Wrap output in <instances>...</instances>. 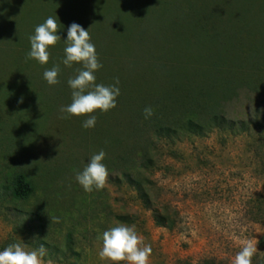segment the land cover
Wrapping results in <instances>:
<instances>
[{"label":"rangeland","instance_id":"374dc122","mask_svg":"<svg viewBox=\"0 0 264 264\" xmlns=\"http://www.w3.org/2000/svg\"><path fill=\"white\" fill-rule=\"evenodd\" d=\"M168 1L0 0V246L22 243L31 251L43 245V264H108L98 255L102 234L126 224L151 246L149 264H234L248 242L256 248L252 264H264V0H173L174 8L166 10ZM208 6H217L223 21L214 23L213 31L207 26L210 33L222 41L228 34L248 36L245 46L223 48L226 62L210 55L207 44L189 47L176 41L179 35H205L195 26L199 15L189 11ZM201 12L206 24L207 12ZM49 16L60 21L62 39L50 47L48 64L41 65L27 58L30 36ZM73 22L89 29L96 41L103 65L96 83L119 80L117 106L93 113L97 124L90 129L82 126L87 116L60 111L72 101L68 80L82 68L62 63L63 39ZM139 36L159 38L150 47L152 56L161 64L169 58L177 69L165 70L157 61L132 64ZM247 49L257 52L246 59ZM213 63L226 70L236 67V77L210 69ZM54 64L61 67V82L49 85L43 73ZM163 96H178L180 104L199 102L202 120L218 111L234 120L235 128L166 141L148 136L136 128L134 115L140 111L145 118L144 109L151 107L155 116L148 119L155 118ZM158 110L165 119L181 114L169 105ZM147 136L159 149L156 168L148 173L151 194L156 207H171L177 219L173 229L159 225L137 189L113 170L114 160L136 141L142 147ZM101 150L107 153V187L86 192L76 173ZM19 173L36 188L26 201L10 195L9 185Z\"/></svg>","mask_w":264,"mask_h":264},{"label":"clouds","instance_id":"9594fccd","mask_svg":"<svg viewBox=\"0 0 264 264\" xmlns=\"http://www.w3.org/2000/svg\"><path fill=\"white\" fill-rule=\"evenodd\" d=\"M60 23V21H59ZM56 17L49 16L43 23L35 27L34 34L30 36L31 50L27 58L38 61L41 65L48 64L51 56L50 47H54L61 39L58 34L60 27ZM62 63L65 67L81 64L82 68L68 80L72 89V101L63 106L60 111L68 116H82L87 118L82 126L85 129L94 128L97 124V110L108 112L117 106L120 88L119 80L112 85L96 83L98 72L102 67L96 46L92 42L88 30L73 22L67 29V37ZM61 67L54 64L52 68L43 73L49 85H57L61 81L59 76ZM19 103H23L21 97ZM154 115L153 109H144L145 119ZM107 153L101 150L90 157L83 171L76 173L75 179L86 192L100 191L107 187L109 169L104 163ZM46 248L41 245L38 250H28L22 243L10 244L0 251V264H43ZM256 248L251 242L245 244L236 255L234 264H252V257ZM152 249L145 245L143 237L136 227L118 224L104 231L102 234V247L99 250L101 261L108 264H149Z\"/></svg>","mask_w":264,"mask_h":264},{"label":"trees","instance_id":"16d2710c","mask_svg":"<svg viewBox=\"0 0 264 264\" xmlns=\"http://www.w3.org/2000/svg\"><path fill=\"white\" fill-rule=\"evenodd\" d=\"M170 2H165L163 4V8L168 10V8L173 7V4ZM249 5V3H248ZM207 9V10H206ZM204 10V8L198 7L195 9H190V13L196 14L197 18L199 15V22L195 24L201 29H204L205 35L200 36L199 34H191V35H179L176 37V41H184L186 45L192 47V45H206L208 47V53L216 57V59L222 60L226 62L227 60L224 58L223 48L231 43H236L240 47L245 46L247 39L246 37L228 34V36L222 38L217 35V33H210L213 31V24L216 22L223 23L222 18L218 12V7L208 6ZM181 9L177 8V12ZM184 11V10H183ZM201 11H205L206 18H209V22L201 23L205 17H201ZM187 12V11H185ZM168 15V14H167ZM219 20V21H218ZM165 27L166 23H162ZM171 25V23L169 24ZM212 27L211 31H209L206 27ZM151 39V37H149ZM92 42L94 41V37H91ZM159 38L153 37L154 41L149 39H144L143 36H139L137 41L134 42V46L136 49L135 56L131 62L134 65H145V64H155L158 62L159 66L165 70L172 69L176 70L178 65L169 62V58L164 57L166 62H161V59L155 58L152 56L150 51L151 45L155 44ZM206 41V42H205ZM93 43H96L93 42ZM251 49H247L246 53H244L245 58H249L250 56L257 51L251 53ZM153 53V52H152ZM254 55V54H253ZM253 57V56H252ZM243 58V57H242ZM155 60V62L153 61ZM172 61V60H171ZM161 64V65H160ZM225 68V67H224ZM221 68L216 63L211 65L210 69L216 70L220 75L226 73L231 79L236 77L235 73H237L236 67H230L229 69ZM221 72V73H220ZM221 77V76H220ZM192 77L188 76V80L192 82ZM200 89V88H199ZM211 89V88H210ZM210 89L208 92H210ZM201 88L199 91L200 94H205V91ZM187 96V95H184ZM186 100V99H185ZM182 100L178 96H163V98L157 103V115L153 119H145L142 116V112L137 111L134 115L136 119L135 125L137 129L145 130L148 132V136H157L160 141L170 140L173 136L185 133L199 134L203 135L209 129L213 128H235L234 120L230 119L226 114H223L218 111H213L209 113V117L206 120H202L199 115V108L201 109V105L199 102H195L192 104H180ZM173 104L172 106H170ZM172 111L181 112L180 115L174 117L172 119H165L160 117L159 110L163 109V107L168 106ZM154 112V110H153ZM155 114V113H154ZM155 116V115H154ZM231 124V126H228ZM143 129H142V128ZM146 138L145 144L140 146L138 141L128 147L127 151L123 154H120V157H117L114 160V168L113 170H118L121 172V178L123 180H127L140 194L141 199L145 203V205L150 208L154 212V217L159 225L169 227L171 229L176 227L177 219L176 215H173L171 212V207H165L163 209L156 207L152 197V187H151V178L148 176V173H151L153 169L156 168V155L158 152V147L156 145V141L151 139V137ZM115 143L119 145L121 143V139L115 138ZM261 144L264 145V137L261 140ZM141 147V148H140ZM176 156V154H172ZM177 157V156H176ZM9 191L12 199L16 201H26L29 200L36 193V188L34 184L26 177L25 174L19 173L14 176L10 185ZM41 223H43L42 216L40 213L33 214ZM117 217L122 221H129L128 216H119ZM0 251L5 249V245L0 246Z\"/></svg>","mask_w":264,"mask_h":264}]
</instances>
